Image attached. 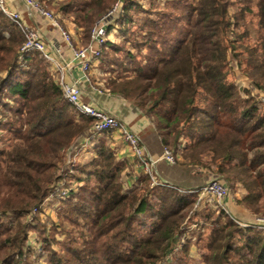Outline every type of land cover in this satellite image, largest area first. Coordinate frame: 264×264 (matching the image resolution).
Wrapping results in <instances>:
<instances>
[{
  "label": "trees",
  "instance_id": "trees-1",
  "mask_svg": "<svg viewBox=\"0 0 264 264\" xmlns=\"http://www.w3.org/2000/svg\"><path fill=\"white\" fill-rule=\"evenodd\" d=\"M118 1L63 0L54 10L69 17L78 31H87ZM152 1L150 9L155 10L157 0ZM163 2L170 10L153 18L139 0L124 1L117 23L120 31L139 28L133 45L138 54L129 51L115 62L109 53L122 50L110 41L103 47V60L117 68L107 91L142 111L164 148L184 164L211 172L232 191L245 189L238 204L264 216V110L251 90L231 79L235 63L240 75L264 93V0ZM133 11L144 16L135 20ZM24 41L0 11V110L5 97L19 106L10 122L18 125L12 130L16 144L0 149V214L17 217L11 226L0 222V264H15L27 239L23 217L42 203L60 177L56 162L61 153L89 137L94 126L92 119L75 116L41 54L19 63ZM144 50L147 54L140 56ZM96 144L88 182L96 184L86 186L89 198H83V204L91 205L86 215L93 218L87 229L94 241L100 236L129 243L126 251L110 246L105 252L109 257L100 263L157 264L172 251L184 221L200 204L199 196H183L177 187H151L145 176L141 191L124 193L121 174L128 164L116 159L106 139ZM209 213L193 216L205 225L217 224ZM217 215L227 216L222 210ZM226 219L209 234L207 248L213 256L207 264H264V233L240 229ZM139 228L148 229V237H137ZM93 251L94 243L85 241L84 249L71 256L74 262L90 264ZM65 262L57 258L53 264Z\"/></svg>",
  "mask_w": 264,
  "mask_h": 264
},
{
  "label": "rangeland",
  "instance_id": "rangeland-1",
  "mask_svg": "<svg viewBox=\"0 0 264 264\" xmlns=\"http://www.w3.org/2000/svg\"><path fill=\"white\" fill-rule=\"evenodd\" d=\"M51 1L53 3L49 6V4H47L48 2L46 3L43 0H39L40 4L46 11L52 13L58 18L63 29L69 33L72 44L75 48H84L91 44V37L88 36H91L93 28L96 27L97 24L108 14L116 10L117 12L112 17L113 20L109 19L106 21L109 23V27L104 46L110 41L116 43L117 45L115 46L122 50L119 55H114L111 52L109 53L110 58H114L113 60L115 62L117 59L122 60L126 58V54L129 51L135 56L138 54L136 53V50L133 49V45L134 38H136L134 37V34L138 33L139 28H135L133 25L129 29L126 28L121 30V32L119 29L120 25L117 23V20L123 14V4L125 0H119L116 4H114V6L104 16L99 18L92 27L88 28L87 31L85 29L77 31V27L72 24L69 17L64 19L62 14L55 13L54 7L63 2V0ZM120 1L122 2L120 3ZM163 1L173 2L176 0H157L153 3L155 4V10L150 9V3L153 2L152 0H139L141 3L140 5L143 8L142 10H149L150 16L153 18L158 17V14H161L166 10H170V7L164 6ZM180 1L188 4H196L198 0ZM117 4H119V7H116ZM134 12L135 20L137 19V16H144L140 11H133V14ZM109 28L112 29L110 30ZM124 30L127 33L125 36L123 35ZM125 38H129V42H126ZM101 50H103V48H101ZM147 52V50H144L140 56L146 55ZM29 56L33 57L32 54ZM39 59L41 60L40 57H36V61H39ZM43 59L45 60L43 61V66L48 65L47 67L53 72L55 76L54 78H56L57 74L53 64L48 62L44 57ZM232 67L233 72L231 74V79L234 80L239 87H245L251 90L253 95H255V97L257 96L258 99L260 95L264 96V93L256 91L248 80L240 75L235 63H232ZM116 69V67L103 60L101 51L99 59L94 60L93 67L91 69V81L96 83L98 86L101 85V87L106 90L107 82L112 78V73ZM8 99L6 97L3 99L4 106L0 110L1 150L10 149L16 144V136L12 130H14L18 125H12L10 122H12L11 119L13 118V112L19 108V106L16 99ZM77 118L80 119L81 117ZM89 134V137L83 141L81 139L76 147L70 148L64 153H61V160L56 162L57 172L60 177L54 181L52 188L42 203L32 208L23 217V222L27 224V239L22 247L21 254L17 255L15 264H53L57 258H61L66 261V264H79V262L73 261L74 259L72 258L71 253H78L82 251L84 249L85 241L91 244L94 243L96 249V251H93L94 254L89 256V259L91 260L90 264H101L100 259H102L103 263L106 258L109 257V253L105 255V252L108 251L110 246L118 244L117 247L123 251L128 250V241L121 243L119 240L116 241L110 237H104L100 240V236H98V238L94 241V234L90 233L87 229L88 225H90L88 221L90 222L93 218H88L86 215L87 210L91 209V205L83 204V198H89L88 193L84 194V191L87 189L86 186H94L96 184L94 180H92L90 184L88 183L91 179L89 172L93 170L90 163L94 160V158H96V142L105 139L107 141H111V139H113L111 137L112 134L96 133L92 128L89 130ZM162 153L163 151L161 152V155ZM173 168L174 166L168 164L164 158L160 159L158 162V169L161 175H167V173H169ZM141 177H144L143 173H141L139 178H134L131 169L127 166L121 174V182L124 193H131L135 190L141 191L143 188L142 183L140 182ZM80 194H84L82 198H80ZM182 195L191 196V194L184 195V193H182ZM231 196H233L232 192H230L229 197ZM199 199L200 204L193 212L197 215L199 214L200 216L201 214L210 211L209 216L211 217V220H216L217 224L205 225V222L201 220L200 217H194V213L191 214L184 221L182 232L176 237L172 246V251H170L169 254L157 264H207V257L213 256L207 248L209 234L213 228L227 223L228 219L226 218L228 217L233 222L235 221L232 217L245 224L252 223L256 217L264 218V216L253 215L249 212L243 216L238 214L239 212H236L237 214L235 215L230 212L226 217L218 218L217 214H219L221 210L215 206L213 199L209 196L199 197ZM16 220L17 217L12 212H8L6 218H2V215L0 214V222H3L7 226H11L12 223L16 222ZM238 227L243 230H257V228L253 227L246 229L241 228L239 225ZM146 230L139 228L137 237H148L147 232H144ZM141 231L144 233L142 234ZM238 244H240V242H235V245ZM110 263L111 262L108 264Z\"/></svg>",
  "mask_w": 264,
  "mask_h": 264
},
{
  "label": "built area",
  "instance_id": "built-area-1",
  "mask_svg": "<svg viewBox=\"0 0 264 264\" xmlns=\"http://www.w3.org/2000/svg\"><path fill=\"white\" fill-rule=\"evenodd\" d=\"M27 10L31 13L42 16L49 21L51 25L59 32L63 41L72 49L73 60L79 63L80 69L83 73L84 80L91 83V69L94 60L101 56V48L106 43L108 35V24L106 21L112 19L117 12L112 11L104 19L93 28L91 32V44L84 48H75L72 44L69 33H67L61 26L58 18L52 13L46 11L40 4L39 0H20ZM122 1H120L121 3ZM116 7H119L117 4ZM0 11H2L8 19H10L17 28L23 33L25 42L20 48L19 62H22L26 57L33 53L41 54L48 62L53 64L56 70V84L61 89L65 101L74 110L77 117H87L93 120V130L96 133L117 134L118 137L129 149L132 157L138 162L142 173L150 182L151 187L158 188H172L175 187L159 177L157 170V160H155L147 152L142 143V139L138 134L133 132L126 124L111 115L106 110L94 105L93 103L84 102L82 100V90L79 81L68 82L66 79L67 65L63 66L58 63L50 53L47 52V46L44 42L42 34L35 29L30 28L24 21L22 15L18 11L11 10L5 0H0ZM113 20V19H112ZM99 93L101 91L98 90ZM259 105L264 109V96L260 95ZM163 158L172 165L177 164V158L172 152L164 148ZM230 187L223 180L213 179L200 188L191 190L184 194H197L199 197L209 196L213 199L215 206L224 211L226 214L230 213L227 206V199L230 196ZM234 221L241 228H257L264 233V218L256 217L252 223H243L234 217ZM180 248V247H179Z\"/></svg>",
  "mask_w": 264,
  "mask_h": 264
},
{
  "label": "crops",
  "instance_id": "crops-1",
  "mask_svg": "<svg viewBox=\"0 0 264 264\" xmlns=\"http://www.w3.org/2000/svg\"><path fill=\"white\" fill-rule=\"evenodd\" d=\"M5 1L6 5L11 10L21 13L24 21L30 28L38 30L42 34L47 46V52L50 53L58 63L63 66L67 65L65 71L66 79L68 82L79 81L82 90V100L84 102L93 103L106 110L140 136L147 152L157 160V170L160 178L177 187L180 193L181 191L188 192L195 190L211 180L217 179L216 176L207 170L184 164V161L180 157L175 165L167 162L174 166V168L171 169L167 175H161L158 169V162L160 159H163V153L161 155V152L164 151V146L154 126L143 112L124 98L109 93L107 89L105 90L101 85L98 86L96 83L85 81L79 63L73 60L72 49L63 41L59 32L51 23L42 16L29 12L20 0ZM98 90L101 91V93H99ZM111 137L113 139L109 141V144L110 147L114 149L116 159L125 161L131 169L133 177L139 178L142 170L138 162L132 157L129 149L117 134H112ZM231 192L233 196L227 199L229 211L233 215L237 214L236 212H239L238 214L242 216L244 214L246 215L249 211L238 204V200L242 199L246 194L245 189L238 187L237 190H231Z\"/></svg>",
  "mask_w": 264,
  "mask_h": 264
}]
</instances>
